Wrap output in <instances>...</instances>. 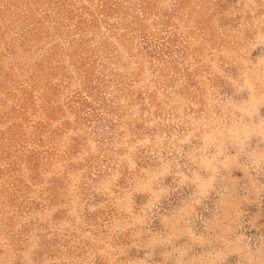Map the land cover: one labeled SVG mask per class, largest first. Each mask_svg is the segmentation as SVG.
Wrapping results in <instances>:
<instances>
[{
	"label": "rangeland",
	"instance_id": "1",
	"mask_svg": "<svg viewBox=\"0 0 264 264\" xmlns=\"http://www.w3.org/2000/svg\"><path fill=\"white\" fill-rule=\"evenodd\" d=\"M0 264H264V0H0Z\"/></svg>",
	"mask_w": 264,
	"mask_h": 264
},
{
	"label": "trees",
	"instance_id": "2",
	"mask_svg": "<svg viewBox=\"0 0 264 264\" xmlns=\"http://www.w3.org/2000/svg\"><path fill=\"white\" fill-rule=\"evenodd\" d=\"M52 240L55 241L54 238H52ZM57 242H58V241L56 240L55 244H56Z\"/></svg>",
	"mask_w": 264,
	"mask_h": 264
}]
</instances>
